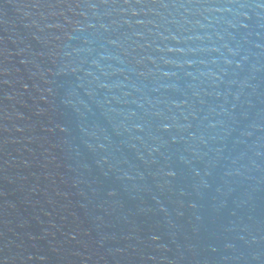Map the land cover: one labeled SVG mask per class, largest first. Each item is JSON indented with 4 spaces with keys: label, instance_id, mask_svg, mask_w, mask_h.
Segmentation results:
<instances>
[{
    "label": "water",
    "instance_id": "1",
    "mask_svg": "<svg viewBox=\"0 0 264 264\" xmlns=\"http://www.w3.org/2000/svg\"><path fill=\"white\" fill-rule=\"evenodd\" d=\"M0 264H264V0H0Z\"/></svg>",
    "mask_w": 264,
    "mask_h": 264
}]
</instances>
